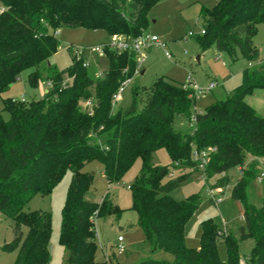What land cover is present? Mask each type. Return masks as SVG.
<instances>
[{
	"label": "trees",
	"instance_id": "trees-1",
	"mask_svg": "<svg viewBox=\"0 0 264 264\" xmlns=\"http://www.w3.org/2000/svg\"><path fill=\"white\" fill-rule=\"evenodd\" d=\"M161 0H0V94L6 92L21 72L31 68L27 83L51 82L40 100L4 98L0 111V213L15 221L13 238L2 246L17 249L14 264H47L50 260L51 214L25 211L30 196L49 195L70 170L71 182L62 213L60 243L68 251L67 264H111L97 260L95 223L97 217L119 216L122 209L108 195L94 201L88 196L92 175L86 166L94 159L103 163L109 184L118 182L137 158L142 168L131 184L133 207L139 215L149 246L147 258L138 264H238L237 240L207 218L202 222L197 248L185 243L188 220L199 207L198 195L176 200L170 193L193 171V150L216 148L205 173L216 184L228 186L227 172L245 166L248 157L264 158V116L246 102L255 89L264 88V64L246 68L243 82L225 99L204 112L194 110L196 97L164 76L148 88H134L132 104L115 110L112 98L126 78L135 75L137 58L131 52L106 51L109 68L94 80L81 59L72 53V64L58 70L49 59L60 46L56 35L63 26L103 29L112 35L135 37L144 32L146 12ZM204 33L200 44H211L234 57L239 50L249 63H257L260 49L254 38L264 24V0H217L202 6ZM127 72H124V70ZM91 100L93 112L82 102ZM185 116L194 123L188 132L177 131L174 120ZM165 147L173 162L154 164L153 154ZM248 162L231 191L233 200L243 202L240 238H253V264H264V197L257 207L247 200L249 185L264 171ZM170 166L179 174L168 177ZM264 181V178L263 180ZM227 245L228 259L218 253ZM158 251L173 259H155Z\"/></svg>",
	"mask_w": 264,
	"mask_h": 264
},
{
	"label": "rangeland",
	"instance_id": "rangeland-1",
	"mask_svg": "<svg viewBox=\"0 0 264 264\" xmlns=\"http://www.w3.org/2000/svg\"><path fill=\"white\" fill-rule=\"evenodd\" d=\"M216 0H161L154 4L146 12L148 24L145 33L158 36L167 44L172 58H168L162 48L153 46L147 52L144 61L145 72L135 74L121 94V98L114 106L115 110L127 108L133 102L134 88L150 87L161 76L174 83H188L192 78L200 87H208L211 83L216 86L204 93L197 94L194 110L204 112L217 100L225 99L235 88L243 82L242 72L246 68L257 67L264 64V24H259L257 35L254 38L255 45L260 49V59L253 66L249 61L241 57L237 50L234 57L226 52L217 50L211 44L202 50L200 39L202 37L203 21L201 17L202 6L211 7ZM1 7V5H0ZM189 31L193 35L189 36ZM60 46L58 51L51 56L49 63L62 71L72 64V47H91L107 43L110 35L103 29H91L86 27H72L63 25L56 33ZM89 63L88 73L94 79L102 78L108 68L109 59L106 54L94 53L87 55ZM31 68L21 72L19 78L4 93L0 94V111L5 119L9 113L3 110L4 98L21 100H40L50 90L46 80L40 81L36 86L27 83ZM258 114L264 116V88L257 89L245 97ZM174 128L177 131L188 132L194 129V123L185 116H177L174 120ZM195 150V148H194ZM193 150V152H194ZM256 161L257 169L262 170L264 158L248 157V162ZM154 164L167 165L173 162L165 147H160L153 154ZM245 164V168L247 167ZM142 159L137 158L122 178L113 184H109L103 163L94 159L86 166V170L92 175V183L88 196L94 201H99L108 195L122 209L119 216L109 215L97 220V230L101 245L97 244V260H108L111 255V264H138L150 256L149 246L145 233L139 225V215L133 207V198L130 190L142 168ZM202 170L193 171L190 177L181 186L170 193L176 200L186 199L190 195H198L201 199L199 207L188 220L185 228V243L188 247L197 248L201 242L202 222L212 218L223 232H232L237 240L238 264H253L250 255L254 246L253 238H240L238 227L243 224V202L233 200L231 191L241 173L238 167L228 171L229 184L219 202H215L208 194V186L215 182L216 178L202 176ZM179 174L177 167L170 166L168 177ZM72 172L69 170L53 188L49 195L39 192L33 193L24 210H43L51 214L52 232L50 238V260L47 264H67L68 251L60 243V231L62 226V213L66 203L68 188L71 182ZM264 197V181L252 182L247 190V200L259 207ZM15 221L12 217L0 213V264H14L18 250H4L2 246L13 238ZM123 236L125 251L122 255H114L117 237ZM218 253L222 260L228 259V250L225 243L218 247ZM155 259L172 260L173 257L158 251L153 255Z\"/></svg>",
	"mask_w": 264,
	"mask_h": 264
},
{
	"label": "built area",
	"instance_id": "built-area-1",
	"mask_svg": "<svg viewBox=\"0 0 264 264\" xmlns=\"http://www.w3.org/2000/svg\"><path fill=\"white\" fill-rule=\"evenodd\" d=\"M5 8L0 7V13L4 12ZM205 31L204 29L201 30V34H203ZM189 36H192L193 33L192 31H189L188 33ZM160 47L164 50L165 55L168 58H172L171 52L168 50L167 44L162 41L158 36L156 35H150L145 32H142L140 35L135 36V37H128L125 35H112L110 36V40L107 43L97 45V46H91V47H80V46H75L72 47V53L75 55L77 59H81L83 61V65L88 68L89 63L87 61L88 54H96V53H102L106 54V51H117V52H131L136 55L137 58V65L135 69V74H139L143 68H144V61L147 58V52L148 50L153 47ZM249 65L253 66L252 63H249ZM124 72H127L125 69ZM132 78H126L117 91L114 93L113 98H112V107L116 105L117 101L121 98V94L124 91L126 85L130 83ZM49 85L51 86V82H48ZM216 86L215 83H211L208 87H200L195 81L192 80L191 77H189L188 83L184 82V87L188 89L193 96H197V94L208 92L212 90ZM22 101H26L25 97H22ZM84 110L88 111L90 114L93 112V103L91 100H85L82 102L81 106ZM216 151V148H207V149H195L193 154H192V159L197 162L199 168L203 171L202 176L205 177L207 174L205 173L206 166L210 160V156L212 153ZM240 173L242 174L244 172L245 166H239L238 167ZM226 176V173H221L218 176H215V180L222 178ZM264 178V171L262 170L261 173L257 176V181L262 182ZM227 189V185H218L216 184V181L213 182V184L208 186V194L211 196V199L215 201L216 203L221 200V196L224 194L225 190ZM102 201V199L100 200ZM97 220L98 218L95 217L94 219V225H95V239L97 243L101 245L100 241V236L99 232L97 230ZM123 236L119 235L117 237V242L115 244V251L114 254L117 255H122L125 251V247L123 244ZM109 256V255H107Z\"/></svg>",
	"mask_w": 264,
	"mask_h": 264
},
{
	"label": "crops",
	"instance_id": "crops-1",
	"mask_svg": "<svg viewBox=\"0 0 264 264\" xmlns=\"http://www.w3.org/2000/svg\"><path fill=\"white\" fill-rule=\"evenodd\" d=\"M217 1V0H216ZM145 72V69L143 68V70L141 71V73L143 74ZM255 90H257V89H255ZM246 100V99H245ZM247 102V101H246ZM248 103V102H247ZM251 105V104H250ZM252 106V105H251ZM253 107V106H252ZM256 110V109H255ZM227 174H228V172H227ZM115 255V254H114ZM113 258V257H112ZM117 264H119V262H117Z\"/></svg>",
	"mask_w": 264,
	"mask_h": 264
}]
</instances>
